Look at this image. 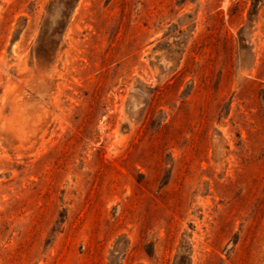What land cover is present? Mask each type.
Here are the masks:
<instances>
[{"label":"rangeland","instance_id":"rangeland-1","mask_svg":"<svg viewBox=\"0 0 264 264\" xmlns=\"http://www.w3.org/2000/svg\"><path fill=\"white\" fill-rule=\"evenodd\" d=\"M0 264H264V0H0Z\"/></svg>","mask_w":264,"mask_h":264}]
</instances>
